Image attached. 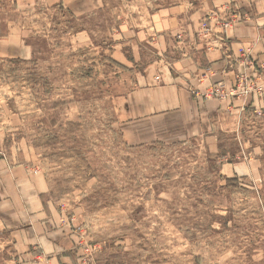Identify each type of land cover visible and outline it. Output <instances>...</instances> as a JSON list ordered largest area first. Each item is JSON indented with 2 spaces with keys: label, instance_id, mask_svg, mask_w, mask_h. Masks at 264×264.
Returning a JSON list of instances; mask_svg holds the SVG:
<instances>
[{
  "label": "rangeland",
  "instance_id": "obj_1",
  "mask_svg": "<svg viewBox=\"0 0 264 264\" xmlns=\"http://www.w3.org/2000/svg\"><path fill=\"white\" fill-rule=\"evenodd\" d=\"M54 1L0 0V45L14 47L0 49V156L46 177L70 264H264V66L244 110L210 118L214 150L176 115L129 126L123 96L154 54L142 43L137 64L117 62L136 50L123 30L177 0H89L82 14Z\"/></svg>",
  "mask_w": 264,
  "mask_h": 264
},
{
  "label": "crops",
  "instance_id": "obj_2",
  "mask_svg": "<svg viewBox=\"0 0 264 264\" xmlns=\"http://www.w3.org/2000/svg\"><path fill=\"white\" fill-rule=\"evenodd\" d=\"M51 1L56 2L43 0L45 4H53ZM64 1L71 2L67 8L73 14L92 7L89 0ZM147 18L146 27L123 30L136 38V50L130 55L133 59L127 58L121 45L114 57L125 68L131 67L141 60L142 43L153 47V58L142 66L143 84L123 96V111L132 118L129 126L143 122L157 128V123L170 122L171 115H176L182 129L197 134L214 150L217 136L210 130V118L242 111L255 97L253 81L264 66L259 59L264 51V0H177L149 12ZM230 19L229 28L223 29ZM203 22L208 25L205 32L200 30ZM16 33L20 34L18 27L11 24L1 39L10 43ZM143 35H147L145 40ZM0 49L6 52L14 47L0 45ZM242 75L252 78V89L246 93L241 91ZM240 77L244 81L238 82ZM217 83L229 94L220 99L203 98L202 93ZM48 185L38 171L0 156V241L9 254L6 264L74 262L64 228L50 224L48 202L43 201Z\"/></svg>",
  "mask_w": 264,
  "mask_h": 264
},
{
  "label": "built area",
  "instance_id": "obj_3",
  "mask_svg": "<svg viewBox=\"0 0 264 264\" xmlns=\"http://www.w3.org/2000/svg\"><path fill=\"white\" fill-rule=\"evenodd\" d=\"M230 24H231V19L230 20H227V21H225V23H224V27H228V26H230ZM200 30L202 31V32H205V31H207V25H206V23L205 22H203L202 24H201V27H200ZM245 81H244V80ZM243 79H242V77H240V79H239V81L238 82H242V80L244 81L243 83H242V85H241V91H242V93H246V92H248V89H249V86L247 85V80H246V77L245 76H243ZM251 85V84H250ZM252 86V85H251ZM235 91H236V89H234ZM231 92H233V91H230V93ZM229 94V92H226L225 90H224V87H223V84L222 83H217V84H215V85H213V86H211V87H209L206 91H204L203 93H202V96H203V98H210V97H212V98H224L225 96H227Z\"/></svg>",
  "mask_w": 264,
  "mask_h": 264
}]
</instances>
